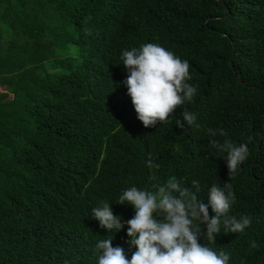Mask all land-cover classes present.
<instances>
[{
    "label": "trees",
    "instance_id": "trees-1",
    "mask_svg": "<svg viewBox=\"0 0 264 264\" xmlns=\"http://www.w3.org/2000/svg\"><path fill=\"white\" fill-rule=\"evenodd\" d=\"M145 43L187 60L196 88L149 128L121 84L122 52ZM0 88V264H97L107 238L130 259L127 224L106 232L92 209L108 202L126 222L122 192L173 175L198 181L205 203L230 183L229 215L251 224L221 226L208 246L228 264H264V0H0ZM184 110L201 127H179ZM208 128L248 145L234 177Z\"/></svg>",
    "mask_w": 264,
    "mask_h": 264
},
{
    "label": "clouds",
    "instance_id": "clouds-1",
    "mask_svg": "<svg viewBox=\"0 0 264 264\" xmlns=\"http://www.w3.org/2000/svg\"><path fill=\"white\" fill-rule=\"evenodd\" d=\"M120 59L127 72L121 84L145 128L165 122L179 106L193 101L196 88L188 83L192 77L187 60L156 43L124 50ZM181 116L179 127L196 124L194 113L184 110ZM206 131L211 137L210 146L226 161L228 177H234L249 155L248 145L233 143L223 129ZM217 136L225 139L221 141ZM147 167L159 169L160 165L149 160ZM150 178L156 179L154 175ZM153 188L150 191L132 186L122 192L117 203L134 210V216L126 222L113 214L108 202L101 201L92 209L93 219L106 232H119L127 224L129 250L135 249L129 259L123 247L112 246V238L101 239L96 244L97 264H228V253L208 245L216 243L221 226L225 233H239L251 224L247 216L238 219L229 215L235 200L232 185L213 184L207 192V203L198 195L196 180L190 188L173 175ZM201 238L207 243H199Z\"/></svg>",
    "mask_w": 264,
    "mask_h": 264
},
{
    "label": "rangeland",
    "instance_id": "rangeland-1",
    "mask_svg": "<svg viewBox=\"0 0 264 264\" xmlns=\"http://www.w3.org/2000/svg\"><path fill=\"white\" fill-rule=\"evenodd\" d=\"M0 91H3L4 92V90H2L1 88H0Z\"/></svg>",
    "mask_w": 264,
    "mask_h": 264
}]
</instances>
